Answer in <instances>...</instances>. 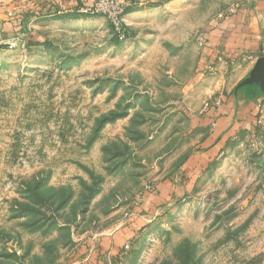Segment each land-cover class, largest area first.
I'll return each mask as SVG.
<instances>
[{"label":"rangeland","instance_id":"rangeland-1","mask_svg":"<svg viewBox=\"0 0 264 264\" xmlns=\"http://www.w3.org/2000/svg\"><path fill=\"white\" fill-rule=\"evenodd\" d=\"M244 1L135 9L124 41L100 15L16 18L0 39V264H79L143 210L105 264H264V95L220 155L188 164L264 56L206 51Z\"/></svg>","mask_w":264,"mask_h":264},{"label":"crops","instance_id":"crops-1","mask_svg":"<svg viewBox=\"0 0 264 264\" xmlns=\"http://www.w3.org/2000/svg\"><path fill=\"white\" fill-rule=\"evenodd\" d=\"M129 6L127 17L133 15L135 9L145 8L167 0H127ZM94 0H0V39L9 32L22 13L37 11L42 16H75L80 8L91 5ZM126 17V19H127ZM205 48L211 60L228 62L231 58H253L260 56L264 40V0H245L238 7L217 22L204 36ZM264 47V46H263ZM264 57V56H263ZM225 58V60H223ZM229 58V59H228ZM262 58L249 61L243 66L242 73L235 88L224 96L223 103L216 105L207 118L210 126L201 151L188 164H208L211 159L223 152L225 143L233 139L243 124L253 119L256 107L264 95V67L258 72ZM220 63V62H219ZM149 207V202L144 205ZM144 211V210H143ZM137 214L134 222L111 235L101 238L98 245H93L79 264H105L106 257H116L127 242L132 239L140 227L147 224V216L154 211ZM147 211V210H146ZM140 223V224H139ZM91 245V244H89Z\"/></svg>","mask_w":264,"mask_h":264},{"label":"built area","instance_id":"built-area-1","mask_svg":"<svg viewBox=\"0 0 264 264\" xmlns=\"http://www.w3.org/2000/svg\"><path fill=\"white\" fill-rule=\"evenodd\" d=\"M128 6L129 2L127 0H94L91 5L81 7L79 12L106 17L112 26L116 38L124 41L128 37V28L124 19ZM129 247L128 244L125 246V248Z\"/></svg>","mask_w":264,"mask_h":264},{"label":"water","instance_id":"water-1","mask_svg":"<svg viewBox=\"0 0 264 264\" xmlns=\"http://www.w3.org/2000/svg\"><path fill=\"white\" fill-rule=\"evenodd\" d=\"M263 67H264V57L260 61V67L258 69V72H260Z\"/></svg>","mask_w":264,"mask_h":264}]
</instances>
